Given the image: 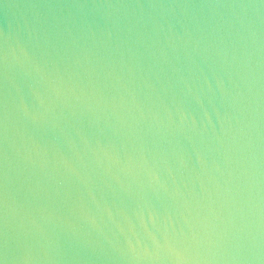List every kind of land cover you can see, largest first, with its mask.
<instances>
[{"label":"water","instance_id":"95a60500","mask_svg":"<svg viewBox=\"0 0 264 264\" xmlns=\"http://www.w3.org/2000/svg\"><path fill=\"white\" fill-rule=\"evenodd\" d=\"M0 264H264V0H0Z\"/></svg>","mask_w":264,"mask_h":264}]
</instances>
